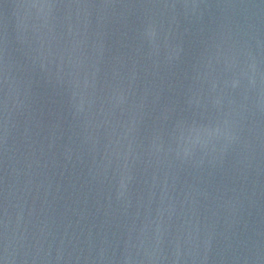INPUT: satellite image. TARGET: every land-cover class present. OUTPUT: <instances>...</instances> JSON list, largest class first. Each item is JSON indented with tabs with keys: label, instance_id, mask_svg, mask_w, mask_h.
<instances>
[{
	"label": "water",
	"instance_id": "water-1",
	"mask_svg": "<svg viewBox=\"0 0 264 264\" xmlns=\"http://www.w3.org/2000/svg\"><path fill=\"white\" fill-rule=\"evenodd\" d=\"M0 264H264V0H0Z\"/></svg>",
	"mask_w": 264,
	"mask_h": 264
}]
</instances>
